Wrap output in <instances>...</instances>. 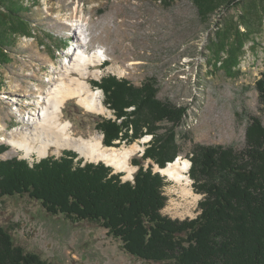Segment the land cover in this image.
<instances>
[{"label": "rangeland", "instance_id": "rangeland-1", "mask_svg": "<svg viewBox=\"0 0 264 264\" xmlns=\"http://www.w3.org/2000/svg\"><path fill=\"white\" fill-rule=\"evenodd\" d=\"M21 1L27 7L29 32L14 37L0 66V136H11L14 128L29 121V112L37 113L41 108L40 92L45 94L60 78L63 65L78 46L75 31L85 38L89 51H105L103 63L93 67L97 76H91L92 82L108 74L136 85L154 78L160 99L187 108L181 123L174 127L163 124L160 129L166 137L175 135L174 148L180 152L176 159L182 157L191 162L192 151L199 144L243 148L247 114L260 116L264 124L255 87L264 74V19L260 30L245 44L239 67L229 72L221 64L220 68L213 66L208 45L227 20L238 19L237 7L221 8L204 22L191 0ZM247 3L243 0V5ZM92 87L104 101L102 89L95 88L93 83ZM105 107L102 113L89 111L73 98L64 107V117L73 123L76 135L97 134L103 141L98 120L113 116L112 110ZM168 129L171 131L167 133ZM128 134L129 139L117 140L115 147L140 144L132 163L142 157L153 142V135L132 140V131ZM163 144L167 146L166 141ZM0 149L1 159L20 157L30 161L60 157L65 150H72L27 156L6 141H0ZM72 151L84 163H106L88 160ZM149 163L144 162L145 166ZM109 166L123 173L124 180H133L138 170L133 165L134 172L129 176L127 171ZM190 168L187 187L162 173L168 198L163 214L181 220L200 214L199 203L204 195L194 188ZM154 169L159 171L156 164ZM0 225L11 232L17 245L38 253L49 264H159L128 253L119 239L98 224L52 215L38 200L28 196H5L0 200Z\"/></svg>", "mask_w": 264, "mask_h": 264}, {"label": "trees", "instance_id": "trees-1", "mask_svg": "<svg viewBox=\"0 0 264 264\" xmlns=\"http://www.w3.org/2000/svg\"><path fill=\"white\" fill-rule=\"evenodd\" d=\"M191 1L204 22L221 8L239 9L238 19L227 20L208 45L214 67L220 68L221 64L229 72L235 71L245 44L260 30L264 0H248L244 5L243 0ZM26 9L21 0H0V66L14 37L28 35ZM93 84L102 89L104 104L113 112L112 117H100L97 123L106 146L128 140L130 131L132 140L153 135L142 157L132 160L138 167L134 179L124 180L123 173L104 162L84 163L72 150L34 162L20 157L0 158V200L5 196H28L52 215L96 223L119 239L125 251L146 261L264 264L262 118L247 114L245 146L241 149L200 144L194 147L190 176L196 191L204 195L199 203L201 212L195 218L175 219L162 212L168 199L164 193L166 178L154 166L164 168L180 153L174 148L175 135L166 137L160 129L163 124L174 127L181 123L187 108L160 99L154 78L136 85L108 74ZM255 87L264 112V74ZM145 161H150L148 166ZM0 264L49 263L38 253L17 245L11 232L0 225Z\"/></svg>", "mask_w": 264, "mask_h": 264}, {"label": "bare ground", "instance_id": "bare-ground-1", "mask_svg": "<svg viewBox=\"0 0 264 264\" xmlns=\"http://www.w3.org/2000/svg\"><path fill=\"white\" fill-rule=\"evenodd\" d=\"M75 36L78 46L63 65L60 78L54 80L53 86L45 94L40 92L41 108L37 113L29 112V121L14 128L11 136L1 134L0 141L9 142L17 151L24 152L27 156L35 153L46 156L51 150L60 152L72 149L88 160H103L118 170L127 171L130 176L135 169L131 158L140 144L128 147L105 146L102 137L97 134L89 137L76 135L73 123L64 117V107L73 98H77L89 111L102 113L106 110L100 92L92 87L91 81L92 75L97 76L93 67L103 63L105 51H89L85 38L76 34V31ZM190 165L189 159L179 157L164 168L158 166V170L187 187L190 185Z\"/></svg>", "mask_w": 264, "mask_h": 264}, {"label": "water", "instance_id": "water-1", "mask_svg": "<svg viewBox=\"0 0 264 264\" xmlns=\"http://www.w3.org/2000/svg\"><path fill=\"white\" fill-rule=\"evenodd\" d=\"M160 172V171H159Z\"/></svg>", "mask_w": 264, "mask_h": 264}]
</instances>
